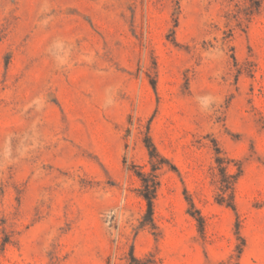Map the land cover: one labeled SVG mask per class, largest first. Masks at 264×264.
<instances>
[{
  "label": "rangeland",
  "instance_id": "1",
  "mask_svg": "<svg viewBox=\"0 0 264 264\" xmlns=\"http://www.w3.org/2000/svg\"><path fill=\"white\" fill-rule=\"evenodd\" d=\"M0 264H264V0H0Z\"/></svg>",
  "mask_w": 264,
  "mask_h": 264
},
{
  "label": "trees",
  "instance_id": "2",
  "mask_svg": "<svg viewBox=\"0 0 264 264\" xmlns=\"http://www.w3.org/2000/svg\"><path fill=\"white\" fill-rule=\"evenodd\" d=\"M146 144H147L146 146L149 150L150 158H154L155 156H157L156 149L152 145V143L149 141V139H147ZM217 163L220 166V172H221L222 176H225L224 168L221 167V164L223 163L221 161V159H217ZM152 170H155V168H153ZM139 176H141V181H142L141 196L143 197V199L145 200V203H146V215H147L148 219L151 221V217H152V213H153V201L155 198V193H156L158 183L156 181L155 175H149V176L148 175L147 176L139 175ZM221 184H222V191L224 194L227 191V189H229V185L231 183L228 182L227 180H223V181H221Z\"/></svg>",
  "mask_w": 264,
  "mask_h": 264
}]
</instances>
